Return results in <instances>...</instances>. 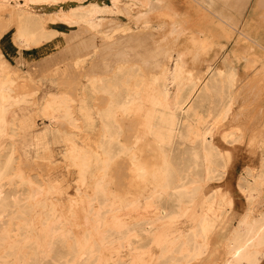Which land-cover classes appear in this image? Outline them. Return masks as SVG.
<instances>
[{"label": "rangeland", "instance_id": "1", "mask_svg": "<svg viewBox=\"0 0 264 264\" xmlns=\"http://www.w3.org/2000/svg\"><path fill=\"white\" fill-rule=\"evenodd\" d=\"M91 1L94 0L88 2ZM123 1L137 3L138 7L131 10V16L135 15V19L122 20L120 23L124 26L131 24L132 27L136 21L146 20L154 27V34L152 33L150 38L156 34L158 39L155 36L154 41L150 39L147 43L136 46L128 45V43L115 44L109 42V39L116 33L113 32L114 30L118 32L122 29L104 24L105 26H101L103 28L100 27L97 31L90 33L83 30L87 29L85 25H78L69 29L65 28V34L57 37L52 47L44 50L18 49L14 41L18 8L15 5L0 7V47L5 56L2 55L1 48L0 54L7 68L12 72L15 93L24 94L26 100V103L15 108L11 114L14 118L16 135L0 140V161L11 152L12 146L15 148L16 158L19 159H16L11 167H3L0 172L4 176L9 175V179L15 183L18 182V178L14 175L13 169L19 166L20 173L25 177H31L32 180L46 185L50 190L45 195L46 199L48 198L46 203L41 204L42 202L39 201L30 205L25 201L28 197V186L17 185V183L7 188L5 185L10 191L7 194L9 201L6 202L0 214V229L4 228L10 220L15 223L25 220L26 224L18 238L22 240L21 242L33 243L34 241L33 246L38 248V253L36 252L37 256L34 255L30 259L36 264H63L59 247L65 240L71 243L69 254H82L81 263L71 257V262L66 264H74V262L75 264H160L161 261L167 260L166 255L170 253L168 251L173 242L181 240L179 238L185 232H191V234L198 232L205 214L209 216L210 221H216L218 218L215 215L224 213L225 218L217 220L220 223L217 230L208 233L205 239L196 234L191 236V244L203 245L201 247L206 249L197 259L187 263L223 264L227 259L224 247L226 238L241 216L246 212H252L255 217L264 214V56L258 57L254 53L256 46L249 40V34L240 33L241 25L246 21V15L250 14L255 0H204L209 6L205 5L203 0H153V3H147V0ZM72 5L75 3H69L63 9L67 10ZM57 10L58 6L35 8L36 12L43 14L45 28H50L54 24L45 12ZM141 13L145 15L142 16ZM146 14H150L151 18ZM253 21L264 30V19H253ZM160 25L163 26V30L160 29ZM170 27L172 31L175 29L172 33L176 31V35H173L171 31L169 34L167 29ZM166 30L170 35L169 39L166 37ZM92 34L95 36L94 43L90 41ZM160 36L165 37L162 39ZM172 37L178 39L177 45L180 50L191 51L188 56L189 67H199V65L201 67L202 63L199 64V62L206 60L212 50L215 48L219 50L223 45L234 58L236 67L239 68L234 84L242 85L244 88L245 95L241 99L244 103L241 101L236 104L226 119L211 121L213 124L210 127L214 135L212 145L217 146L221 151L212 164L208 165L210 170L212 169L211 175L206 176L204 169L196 171L189 169L190 160L193 158L191 142L186 144L179 142L177 145L180 146H175L173 159L179 176L186 180L190 190L199 187L193 190L192 200L181 203L162 202L155 213H146L145 199L152 196L156 188H160L163 180L166 179V174L162 171L163 156L151 142L147 141L142 142L137 148L139 149L138 161L145 169L143 177L133 171L131 141L132 137H139L143 131L141 121L136 120L133 113L126 115L117 112L115 114L114 123L122 129L120 128L118 136L119 144L117 146L115 144L110 149L118 152L121 149H127L128 152L114 157L108 163V168L104 164L96 167L88 162V159L79 158L74 153L70 154L69 151L72 148V141L78 147L98 144V140L102 139L104 125L100 115L109 109V99H111L109 92L114 87L119 88L120 91L131 87V81L128 82V79L117 73L115 68L117 69L119 65L131 66V64L140 63L142 72L147 71L143 72V78L150 79L156 72L155 61L150 59L143 61L139 53L152 52L168 43V46L172 45ZM165 40L170 42L164 43ZM13 42L17 46L16 50H14ZM139 50L142 51L139 52ZM15 52H18V55H14ZM7 54L13 56L9 59L6 58ZM17 57L20 59L17 60ZM193 62H198V66ZM241 63L244 64V68H240ZM246 63L247 67H245ZM216 65H219V59L216 60ZM241 70L244 75L248 73L247 81L240 82ZM95 76L96 79H109L108 87L92 85ZM50 93L57 96L50 97ZM85 98L88 106L84 108L93 120L91 125L86 124V113L81 109ZM215 100V98L211 99L206 104L201 110L202 115H209ZM49 101L52 104L47 109L46 105ZM193 125L199 130L204 127L200 120H195ZM85 161L90 163L89 168L83 167V164H86ZM255 181L260 184L254 191L250 189V186L254 185L252 183ZM163 210L176 215L174 218H157ZM84 222L88 223V227H85ZM98 222H104L105 229H109L111 238L115 239L112 244L107 245L102 242L100 237L103 230L95 229ZM137 223H139L138 227L143 229L146 223H152L153 234L147 237L146 234L137 233L134 230ZM82 227H85V230ZM15 228L17 229L16 226ZM92 232L95 234L94 237ZM13 236H7V239L15 238ZM2 238H4L3 235L0 236V239ZM128 240L133 245L130 250L125 247ZM48 245L55 247L49 253L51 255L46 257L44 250L48 249ZM26 251L23 245L16 247L11 253L13 257L9 259L8 264H19L20 257ZM259 252L264 254V246L259 248ZM5 255L7 254H3L4 258ZM258 259L259 264H264V255L258 256ZM0 264L6 263L1 260Z\"/></svg>", "mask_w": 264, "mask_h": 264}, {"label": "bare ground", "instance_id": "2", "mask_svg": "<svg viewBox=\"0 0 264 264\" xmlns=\"http://www.w3.org/2000/svg\"><path fill=\"white\" fill-rule=\"evenodd\" d=\"M86 1L88 2L89 0H0V7H3L5 5H10V6L15 5L18 8V13L16 16L17 30L14 36V41L16 42L18 49L19 48H23L26 50H30L32 48H37L40 50L47 49L53 46V43L57 39V37L65 34V30H64L65 28L69 29L78 25H85L88 30L86 28L83 30H85V32L87 31L90 33L91 31L92 32L97 31L101 26H105L104 24L106 25L108 24L107 26L110 25L112 27L115 26L118 29H122L121 31L118 32L117 30H114L113 32L116 33L112 37H110L112 41H110L109 39V42L115 44L125 45L126 43H128V45L131 44L133 46H136L143 44L145 42L147 43L148 40L153 39L155 36L156 39L159 38V37L157 38L156 34L153 38H150V36L154 32L153 31L154 27L150 24V22L146 20L144 22L136 21V23L132 27L131 24H125L124 26L120 23V21L122 20L130 21L131 19H135V15L133 16L134 18L131 16V10H134L135 8L138 7L137 3H133L131 1L124 2L123 0H107V1L94 0L88 3H86ZM152 1L153 0H147V3H153ZM203 2L205 3V5L207 4V6H209L208 3L205 2L204 0ZM69 3H75V5H72L69 7V9L64 10L63 9L64 6L68 5ZM46 6H58L57 11L45 12L47 15H49L48 17H50L51 21L54 23L53 26L50 28H45L42 19L43 14L35 11L36 7H46ZM143 15L145 14H142V16ZM149 15L150 14H148L147 16ZM149 18L151 17L149 16ZM140 19H142V17ZM155 20L156 19H154V21ZM151 22H153L152 19ZM159 27L160 29L163 30V26L160 25ZM171 27H170L171 30L167 29L169 30L168 31L169 34L170 31L172 33L175 30L174 29L172 31ZM167 30H166V37L168 38V36L170 37V35L167 34ZM172 34L176 35V31ZM164 37L165 36H163V38ZM177 37L179 36L177 35ZM172 38H173L172 39L173 41L171 40L172 45L170 44L168 46L169 44L168 43L167 45L164 44L165 46L163 45V47H160L152 52L139 53L141 55V58H143V61L145 60L149 61L148 59L155 61L156 72H154L151 75L150 79L145 80L143 78V72H147V71L142 72L143 68L142 69L140 68L141 66V65L139 66L140 63L135 64L134 61L133 63L135 65L132 64L131 66L119 65L117 69L115 68L117 73H120V75L122 74L123 77L128 79V82L131 81V85H130L131 87L122 89L123 91H120L119 88L114 87V89L111 92H109L111 96V99H109L110 101L109 109H106V111L101 113L100 115L101 121L104 124L102 127L103 129L102 139L98 140L99 141L98 144L99 143L100 144L99 145L96 144V146H93L92 144H91L92 146L90 144L89 145L87 144L85 147H78V145L74 144V141H72L71 142L72 148L69 151L70 154L74 153L79 158H83L84 160L88 159L89 161L88 160L87 161L91 162L92 165H95L96 167L98 165L104 164L108 168L107 166L109 165L108 163L112 161L114 157L116 158L121 153L128 152L127 149H121L119 150V152L110 149L115 144L116 146L117 144H119L118 136L120 135L121 127L116 126V124L114 123L115 114L117 112L126 115L133 113L134 114L133 117L136 118V120L139 119L143 126L142 134H140L139 137L136 136L132 137L133 140L131 141V166L133 171L137 172L139 176L143 177L145 169L141 167L140 162L138 161L139 157L137 158V151L139 149L137 148L138 145H140L142 142L147 141V142H151L155 146L158 153L163 156L162 171L163 173L166 174V179L163 180V184L160 185V188L158 189L156 188L154 194L145 199L144 211L146 213H155V211L160 207L162 202L177 201L181 203V202H190L192 200L193 192L195 191V189H198L199 187L193 188L194 191L190 190L189 189L190 186H188L189 184H187L186 180L179 176L180 174H178V169L175 165V160L173 159L175 146L179 142L180 143L184 142L185 144L186 142H191V144H193L192 145L193 147L191 148V156H193V158L192 160H190L191 163L189 164V169L190 170L193 169L195 171L199 169L200 170L204 169L206 176L211 175L210 173H212V169L210 170L208 165H211L214 159L218 157L217 155L221 154V151L218 149V147L212 145L214 135H213V130L210 127L211 124H213L211 121L226 119L227 116H229V114L231 113L233 107L236 104L241 103L242 101L241 99L243 98V95H245L244 94L245 91L242 85L239 86L238 84L237 86L234 84L237 74L239 72V68L236 67L234 58L224 49L223 45H221L219 50H216V48L212 50L209 54V57L206 60L199 62V64L202 63L201 67L200 65L199 67L196 66L189 67L188 56L189 54H191V51L185 52L184 50H180L179 45H177L178 39H175L174 37ZM94 39L95 36L93 35L90 39L91 43H94ZM166 41L167 40H165L164 43H166ZM205 41L206 40L204 39V42ZM160 42H158V44ZM167 42H170V40ZM154 45L156 46V44ZM160 46H162L161 43ZM140 51L142 50H139V52ZM192 56L195 57L196 55L192 54ZM217 59H219V65H216ZM193 63L197 65L198 62H193ZM110 70L112 71V69ZM11 74L12 72L7 68L6 63L4 59H2V56L0 54V140L5 137H11L16 135V130L14 127V118L13 116L11 117V114L15 108L20 107L21 105L26 103L24 94H20L18 92H17L18 94L15 93L16 92V90H14L15 81L11 77L12 76ZM108 80L109 79H105V78L96 79L95 76V79L92 80V85L99 84L103 88H107ZM53 96L54 94L50 95V97ZM210 98L212 100L214 98L216 99L215 103L213 104V110L209 113L208 116L207 114L206 116H204L202 115L201 110L211 100ZM243 101L242 103H244ZM54 102L53 104H55ZM51 104H52L51 101L47 103L46 105L47 109L48 106L49 107L51 106ZM82 110L85 111V108ZM85 113H86L85 122L87 125H91V122H93V120L91 119V116L87 114L88 111L87 112L85 111ZM195 120L202 121V123L204 124L202 130H199L197 126L196 128L193 125V123H195ZM11 148H12L11 152L6 154L4 160L2 159L0 161V171L3 167L5 168L11 167V165L17 159L15 155L16 153L15 148H13V146ZM89 164L86 162V164H83V167H88ZM13 170H14V175H17L18 178V182L15 183H12L11 181L12 179L11 180L9 179V175L4 176L0 172V214L6 202L9 201V199L7 198V194L10 191L6 189L5 185H7V188L10 187L12 184L16 185L17 183H18L17 185L24 184L28 186L29 187V189L27 188L29 190L27 191L28 197L27 199H25V201H27V203H29L30 205L36 204L39 201L42 202L41 204L47 202L48 198L46 199L45 195H47L50 190L46 185H42L40 183L35 182L34 180L31 179V177H25L22 173H20L21 170L19 166H17ZM145 172L148 173V171ZM106 173L108 172L106 171ZM146 176H148V174H146ZM144 178L146 177L144 176ZM259 184H260L259 182L255 181L254 185L250 186V189L255 191L257 185ZM211 199L213 200L214 198ZM185 214L186 213L184 212V215ZM175 215H176L175 213L167 212L163 210V212L160 213V215L157 218H174ZM224 215H225L224 213L216 214L215 217L218 219L225 218ZM204 218L205 219L201 222L197 233L192 232L193 234H191V232L189 233L185 232L184 235H182V237L179 238L181 240L178 239L179 240L178 242L172 243V247L170 248V250L169 251L167 250L168 252H170L169 254L166 255L167 260L165 262L161 261L162 264H187L194 261V259H197L201 254L204 253L206 248L201 247L203 245L191 244V240H192L191 236H195L196 234L197 236H203V238L205 239L206 238L205 236H207L208 233H212L215 230H217V226H219L220 224L219 222H217L218 219H216V221H210L209 216H207L206 214L204 215ZM84 219H86V217ZM25 222L26 221L24 220L20 223L17 222L15 223L12 220H10L9 222L6 223L4 228L0 229V234L3 235L4 237L0 239V254H1L0 261L3 260V262L8 264L9 259L13 257L11 253H13L14 249L19 245H23L26 247L27 251L25 254L22 255V257H20L19 264H32L34 262L32 259H30L32 256L36 255L35 253L37 252L38 249L37 247L33 246L34 241L33 243L26 241L21 242L22 240L18 238V235L22 233L21 230L24 229L23 226L26 224ZM94 223L95 222H93V224ZM84 224L85 227L88 225V223L85 222ZM138 224L139 223L135 224L137 228L135 227L134 229L137 231V233L138 232L142 233V235L146 234L147 237L153 234L154 230L153 227H151L152 223H146L144 229L138 227ZM58 225L60 226V224ZM14 226H16L17 229L16 228L14 229ZM84 228L82 227L83 230H85ZM95 229L98 231L103 230V232L101 233L102 236L100 238L102 239V242H104L105 244L107 245L112 244L115 241L114 238L113 239L111 238L112 234L108 231L109 229L108 230L105 229L104 222H98L95 226ZM54 231L57 230L54 229ZM11 235H14L15 238L7 239V236H11ZM94 235L95 234L93 233L92 237H94ZM68 242H66V240L65 242H61V245L59 247V249L61 250L60 252L61 259H63L62 263L63 264L70 263L72 259L71 257H73V259L76 258L77 262L81 263L80 259L82 258V254L81 255L78 253L76 255L69 254L71 250L70 247L71 243L69 244ZM81 242L82 240L80 241V243ZM125 245H126L125 247L128 248L129 250L131 249V246H133L131 245L130 241L127 242ZM261 246H264V214L260 215L259 217H255L253 216L252 212H246L237 221L236 226H234L229 236L226 238L224 247L226 250L227 259L226 261H224L223 264H244V263L258 264L259 263L258 256L262 255V253L259 252V248ZM54 247H55L54 245L53 246L48 245V249L44 250L46 251L45 253L47 254L46 257L51 255L49 253L53 251ZM3 254H7L5 255V258ZM34 264L36 263L34 262Z\"/></svg>", "mask_w": 264, "mask_h": 264}, {"label": "crops", "instance_id": "3", "mask_svg": "<svg viewBox=\"0 0 264 264\" xmlns=\"http://www.w3.org/2000/svg\"><path fill=\"white\" fill-rule=\"evenodd\" d=\"M249 17H250V20H248ZM259 18L264 19V0H255V3L251 6L250 14L246 15V21L244 23H242V25H241L242 31L240 33L241 34L245 33L246 35L249 34L250 41L253 42L256 46V50L254 53L258 57H261V56H264V30H262V28L259 27L260 25L258 23H254V21H253V19L258 20ZM13 44H14V50H16L15 47H17V46H15L16 44L14 42H13ZM257 44H259V45H257ZM1 52H2V55L5 56V53L3 52L2 48H1ZM241 52H242V49H241ZM14 55H18V52L17 53L15 52ZM7 56L8 57H6V58L10 59L13 55L10 56L9 54H7ZM16 59L19 60L20 58L17 57ZM239 66H240V68H244V64H242V63ZM247 66H248V64L246 63L245 67H247ZM257 66H259V65H257ZM242 72H243V70H241L240 82L247 81V78L249 75H247V74L244 75ZM244 76H245V78H242ZM51 94L52 93H50L49 96ZM55 96H57V94L56 95L54 94V97ZM85 106L86 107L88 106V101L86 98L84 99L83 104L81 105V109H84ZM242 181L244 182L245 180H242ZM252 184H254V183H252ZM262 255H264V254L262 253Z\"/></svg>", "mask_w": 264, "mask_h": 264}]
</instances>
